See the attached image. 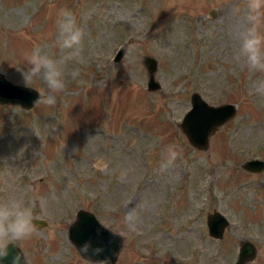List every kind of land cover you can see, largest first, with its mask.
<instances>
[{
	"label": "rangeland",
	"instance_id": "rangeland-1",
	"mask_svg": "<svg viewBox=\"0 0 264 264\" xmlns=\"http://www.w3.org/2000/svg\"><path fill=\"white\" fill-rule=\"evenodd\" d=\"M61 8L76 14L85 39L63 67L65 90L53 94L23 74L35 47L62 54L53 47ZM244 8L245 0H0V73L45 95L29 110L0 104V201L23 199L45 221L16 242L29 264H85L68 239L80 208L122 236L115 264H233L241 239L257 249L250 264H264V170L240 167L264 160V75L239 56ZM144 54L158 61L159 90L147 91ZM194 91L236 107L207 150L177 126ZM170 144L183 160L160 173ZM131 209L134 230L123 222ZM214 210L230 221L222 238L208 233Z\"/></svg>",
	"mask_w": 264,
	"mask_h": 264
},
{
	"label": "clouds",
	"instance_id": "clouds-1",
	"mask_svg": "<svg viewBox=\"0 0 264 264\" xmlns=\"http://www.w3.org/2000/svg\"><path fill=\"white\" fill-rule=\"evenodd\" d=\"M246 28L240 35L239 56L242 58V66L249 71L264 75V0H245ZM57 38L53 47H58L62 53L59 58H53L35 47L26 55L30 67L23 74L24 79L31 81L34 78L46 85L50 93H62L66 87L63 67L68 61L73 60L83 46L85 39L84 28L78 24L76 14L66 8H61L56 21ZM78 70L72 72L76 78ZM258 90H264V82ZM45 103H56L54 95L45 98ZM184 150L179 145L170 144L164 152L162 162L159 165L160 173L167 172L176 166L178 160H183ZM203 187V185H201ZM34 209L26 204L23 199L0 201V262L7 260L10 255L9 245H15L17 241H27L37 233V225L33 223ZM138 215L134 209L129 210L123 222L135 229L138 223ZM83 254L85 264H110L107 257L104 259H92L99 256L104 249L93 247L90 241H86L78 250ZM11 264H24L23 255L18 252L11 257Z\"/></svg>",
	"mask_w": 264,
	"mask_h": 264
},
{
	"label": "water",
	"instance_id": "water-1",
	"mask_svg": "<svg viewBox=\"0 0 264 264\" xmlns=\"http://www.w3.org/2000/svg\"><path fill=\"white\" fill-rule=\"evenodd\" d=\"M128 43L129 41L124 46L119 47L113 57L114 62H118L122 58ZM141 63L147 71V91L159 90L161 85L155 77L158 68L157 59L144 54L141 56ZM44 97L45 95L36 89L12 83L4 74L0 73V104L18 105L29 110ZM235 114L236 107L234 104H209L198 91H194L190 96V109L183 115L177 126L191 146L198 150H207L211 135L233 118ZM241 167L249 172H261L264 170V160L250 158L245 160ZM33 223L37 227H41L45 221L35 218ZM229 224L230 221L219 211L214 210L207 214L208 233L214 238H222L224 230ZM68 239L74 244L77 251L86 241H90L93 247H102L104 251L92 259L107 257L110 264L116 263L122 247V236L103 225L93 212L83 208L76 211L75 220L69 225ZM8 247L10 249L9 258L0 264H11V257L18 252L23 255L24 264H29L24 251L17 243L15 245L10 244ZM256 253L257 249L252 241L241 239L237 257L233 264H250L255 259ZM80 255L87 258L83 254Z\"/></svg>",
	"mask_w": 264,
	"mask_h": 264
},
{
	"label": "flooded vegetation",
	"instance_id": "flooded-vegetation-1",
	"mask_svg": "<svg viewBox=\"0 0 264 264\" xmlns=\"http://www.w3.org/2000/svg\"><path fill=\"white\" fill-rule=\"evenodd\" d=\"M241 167V166H240ZM242 168V167H241Z\"/></svg>",
	"mask_w": 264,
	"mask_h": 264
}]
</instances>
